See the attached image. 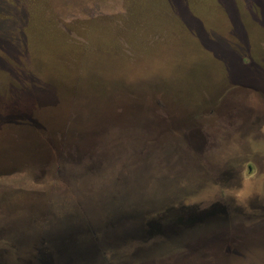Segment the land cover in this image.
<instances>
[{
  "label": "rangeland",
  "instance_id": "rangeland-1",
  "mask_svg": "<svg viewBox=\"0 0 264 264\" xmlns=\"http://www.w3.org/2000/svg\"><path fill=\"white\" fill-rule=\"evenodd\" d=\"M175 111L212 149L163 145ZM143 127L160 150H113ZM0 264H264V0H0Z\"/></svg>",
  "mask_w": 264,
  "mask_h": 264
},
{
  "label": "flooded vegetation",
  "instance_id": "flooded-vegetation-1",
  "mask_svg": "<svg viewBox=\"0 0 264 264\" xmlns=\"http://www.w3.org/2000/svg\"><path fill=\"white\" fill-rule=\"evenodd\" d=\"M224 111H226V113L224 115H222V116H220L221 112L219 113V111H217V115L220 118L224 119V121H225L226 118L228 120H230V119H235V118L241 116V113L240 112H239L240 113L239 116H238V113L235 116V114L233 112H231L232 110L231 111L230 110H224ZM201 113H197L195 111H189V112H185V114L182 115L179 111H175V112H173L172 115L169 116L168 119L166 117H162L165 120L164 122H166L168 124L169 123H176L175 127H172L171 130L164 131L165 128H166L165 127V128H163L164 129L163 132H160V133H165L167 136L171 137V138H168V141L169 142L168 143H163V145L170 146V149H173L172 150L173 153L174 152L175 153H177V152L178 153H181L184 150H186L187 149L186 147H188V146L194 148V150L197 149V152H200V153H203V151H206L208 149L209 150L212 149V147L211 148L210 147L207 148L209 146V145H207L208 144L207 143L208 138L205 137V134H207V133L204 132V131H201V129H200V125L201 124H199L200 122L198 120L199 119L202 120V118L204 117L203 115H199ZM243 114H245V113L243 112L242 115ZM132 116L134 118H137L136 114L135 115H132ZM142 119H143V121L151 122L149 120V119H151L150 117L146 118V117L143 116ZM155 122H161V121H157V117H156V121ZM191 122L192 123H196L198 125V129L197 128L195 129V127L190 128V126L188 124L191 123ZM225 123L223 122L222 125L225 126ZM147 131H148V128L143 127L140 132L135 133L133 135H128L129 142H131V144H129V145L131 147H128V146L127 147H123L122 145H124L126 143H129V142H127L125 140V141H123V142L120 143V141L118 139L119 142L117 143V136L114 137V134L115 133H110V138L112 140H114L116 143H114V142L110 143V145L112 147H115V148L113 149V148L110 147V149H107V150L109 151V150H112L113 149L119 155L122 154L123 153L122 151H124V150H130L131 151L130 153H132V156H137L138 155L137 151H141L142 154H144V152L145 153H150L154 149H156V150L159 149L160 150V147H161V144L162 143H159L160 146L158 148H156V146L158 145V143H156L154 147H151L150 148L149 142L152 139V136H151V134H148ZM102 134L104 135V133L99 132V135H102ZM116 135H117V133H116ZM99 138H100L99 141H101V138L102 137H99ZM156 138L157 137H155V139ZM184 142H186V143H184ZM117 146L119 148H117ZM153 153H154V151L152 153H150V154H153ZM97 160H99V159H97ZM248 169H249V172L251 173L252 172V166L249 165L248 166ZM238 178H239L238 175H234V176L232 175L231 176V180H233V181L237 180ZM115 192H116V195L115 196H118L120 198H126V199H129L130 198V194H128V193L126 194V193H120V192H117V191H115ZM128 192H130V191H128ZM196 193H198V191ZM219 193L222 194V191H219ZM121 194H125V195L123 196ZM209 194L212 195V196H214L212 198H218L219 197L218 196V192H215V193L210 192ZM229 198L233 200V196H230L229 195ZM209 199H211V197ZM206 208H208V209H206L205 211L196 212V211H193V210H191L189 208H186V207H181L178 211L177 210L176 211H173L174 208L171 207V208H169V211L167 209V211L165 212V214H171V215H173V222H170L168 225L174 224V223H178V218H179L182 221H188V223L191 226H193V225L194 226H199L200 225V227H201V226H204V224L208 223L209 222L208 221L209 219L212 220L211 217L218 216L220 214V212H222L223 210H226V207L225 206H220L219 207V206H215V204H210ZM259 209L262 210L263 207H261V208L259 207ZM208 210L211 211V212H208V213H212L211 215L205 214L206 216H200V213H204V212H206ZM126 211L128 212V210H125V212ZM180 212L181 213L182 212H188L189 217L188 218L183 217L184 214L179 217L178 215H179ZM159 213L162 214L163 212H159ZM225 224H224L225 226H223V228L226 229L229 225H227V223H225ZM239 225H240V223H237V222H234V225H232V227L235 230V231H233V235L238 234L237 232L240 231V230H238ZM123 228L124 229H127L126 226H124ZM218 228H220V227H218ZM218 228H216V229H218ZM238 235H237V237H239V238L238 239H235V240H237V242L236 241L235 242L233 241L232 244H237V245L240 244L239 246H246V245L249 246V243L251 245L254 244V242H251V241H248V242L247 241H244L245 238H243V237H245V236H242L241 237V235H239V236ZM221 236H223V235L222 234L221 235H218V236L215 235L212 238H210V240H209L210 243H213L210 246L212 248H215L217 251L223 249L221 244L224 243V242H220V239H218ZM195 237H197V235ZM204 237H205V235H203V238ZM205 242H206V240H205ZM198 246H199V243H197V241L196 242L194 241V247H198ZM227 250H228V248H227ZM225 256H227V255H225ZM219 257H215L216 259H214V257H213V260H215V262H217L216 260H218Z\"/></svg>",
  "mask_w": 264,
  "mask_h": 264
},
{
  "label": "trees",
  "instance_id": "trees-1",
  "mask_svg": "<svg viewBox=\"0 0 264 264\" xmlns=\"http://www.w3.org/2000/svg\"><path fill=\"white\" fill-rule=\"evenodd\" d=\"M132 94L133 93H130L129 92V90L127 89V88H121V89H119V91H118V95H121V97L122 98H117V100H119V101H117L116 102V104H115V106H114V109L112 110V116L110 115V117H109V119H108V121H109V123L110 124H113L115 121H117L118 120V117L121 115V114H125V105H124V98H123V96L124 95H128V96H131V97H133L132 96ZM122 99V100H121ZM138 103V102H137ZM137 105V104H136ZM142 105H144V104H142ZM137 107H139L138 105H137ZM124 111H123V110ZM141 111V112H140ZM139 111V113H137L136 114V116L137 117H139L141 114H142V112H143V110H140ZM144 117H146V118H148V117H150L151 119H149L151 122H155L156 121V119H153V118H156V117H151V116H149V115H147L148 114V111H147V109L146 110H144ZM126 115V114H125ZM108 116V115H107ZM107 116H103V118L104 117H107ZM115 116V120L113 119V117ZM135 116V117H136ZM22 118H27V119H31V117H29L28 115H23V116H21ZM128 118V117H127ZM106 120V119H105ZM118 122V124L119 125H121L120 124V122L119 121H117ZM34 123L33 122H31V123H23V125H20V131H21V135H22V131L26 134V133H28V131L29 130H31V128H32V125H33ZM116 127V126H115ZM120 126H118V128H119ZM36 129L38 130V129H40L39 127H37L36 126ZM41 129H42V125H41ZM68 130V133H70L69 134V137H71L72 138V140H76V141H80L79 140V138H81L80 137V135L81 134H79L78 132H76V131H78V130H76V131H73V130H70V129H67ZM41 132V131H40ZM113 133H117V143L120 141V143L121 142H123V141H127V142H129V139H128V136H126L125 134H123V133H121V132H116V131H114ZM22 139V138H21ZM118 139H119V141H118ZM81 141H82V139H81ZM113 142L114 143H116L114 140H113ZM28 144H30L31 143V141L29 142H27ZM42 142H41V144H38L36 147V149L34 150V152H36L37 150H38V148H39V150L41 149V146H42ZM82 144V143H81ZM127 144V143H126ZM126 144H124V145H122L123 147H127V146H125ZM53 145V144H52ZM31 147H33L32 145H30ZM76 146V145H75ZM80 144H78V148L76 147V148H74V150H73V152H74V154H76V153H78V155H79V153L81 152V150H80ZM131 147V146H130ZM68 153H69V155H73L74 156V154L71 152V151H68V152H66V156L70 159V157H72V156H68ZM145 153V152H144ZM39 155V156H38ZM38 155H36V156H34V158H32V159H29L30 161H36V160H38L39 158H40V155H41V152H40V154H38ZM29 160H27V161H29ZM26 166L27 164H21L20 166Z\"/></svg>",
  "mask_w": 264,
  "mask_h": 264
}]
</instances>
